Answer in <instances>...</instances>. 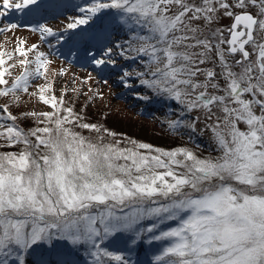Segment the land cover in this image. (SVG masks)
<instances>
[{"label": "snow or ice", "instance_id": "6c2138e0", "mask_svg": "<svg viewBox=\"0 0 264 264\" xmlns=\"http://www.w3.org/2000/svg\"><path fill=\"white\" fill-rule=\"evenodd\" d=\"M56 7L0 0V19ZM75 7L82 15L64 32L91 63L115 66L114 53L133 61L124 86L175 114L170 132L207 136L211 150L163 149L84 122L66 88L55 94L49 54L17 41L15 53L0 51V264H137L145 239L159 242L151 264H264V0ZM17 27L9 20L0 35ZM33 31L61 43L47 25ZM16 66L21 74L12 77ZM22 97L50 110L13 114Z\"/></svg>", "mask_w": 264, "mask_h": 264}, {"label": "rangeland", "instance_id": "374dc122", "mask_svg": "<svg viewBox=\"0 0 264 264\" xmlns=\"http://www.w3.org/2000/svg\"><path fill=\"white\" fill-rule=\"evenodd\" d=\"M48 2L58 7L47 11L42 16H20L16 14L10 18L0 19V27L6 26L9 20L18 25L16 29L0 35V51L15 53L17 41H26L24 45L26 48H30L33 44L38 45L39 51L48 53L49 59L53 61L49 66L47 77L50 82L54 81L57 97H60L62 89L66 88L69 91V95L65 97L67 105L74 107L76 112L84 116V122L106 127L117 133L118 139L126 137L163 149L185 146L192 148L199 155L207 156L209 154L211 149L207 136L193 135L192 139L189 140L187 135L170 132L167 121L176 119L177 116L175 114L169 115L168 110L162 109L159 103L138 99V94H143V91L135 84L131 88L124 86L121 81L123 71H132L138 65L114 53V58L117 60L115 66L97 68L91 63V57L85 55L83 49L78 47L71 37L64 32L70 17L82 15L76 7L71 10V6L83 4V0H48ZM49 14H53V17H47ZM230 23V19L224 18L220 21V26L224 27ZM40 25H47L60 34L61 43L57 44L53 37H47L45 41H41L40 33L33 31ZM112 39L115 43L120 40V37L118 36L116 39L113 36ZM48 41H51V45ZM93 50L96 51L95 48ZM33 55L29 53L30 58ZM97 55L99 56V52ZM18 59L17 56L8 63H17ZM61 69L65 71L66 75L57 74ZM11 73L12 77L20 75L21 67L12 68ZM44 82L43 78L36 80L29 91H35V85ZM129 82L132 83L131 80ZM73 87L79 89V94L71 92ZM22 99L25 101L23 109L12 108L13 114H19L22 111L50 110L35 98L29 100L27 97H22ZM0 103H3L2 98H0ZM18 123L25 129L33 126L31 120H21ZM85 135L88 133L85 132ZM172 223L175 226L174 222ZM151 245L149 258H139V252L136 251L132 259L138 260L137 264H151L153 255L159 247V242L154 241L150 244L146 240L144 247L147 250Z\"/></svg>", "mask_w": 264, "mask_h": 264}, {"label": "flooded vegetation", "instance_id": "af4514ba", "mask_svg": "<svg viewBox=\"0 0 264 264\" xmlns=\"http://www.w3.org/2000/svg\"><path fill=\"white\" fill-rule=\"evenodd\" d=\"M231 23H232V21H231ZM231 23H230V24H231ZM230 24H228V25H224V28H227V27H229V26H230Z\"/></svg>", "mask_w": 264, "mask_h": 264}]
</instances>
